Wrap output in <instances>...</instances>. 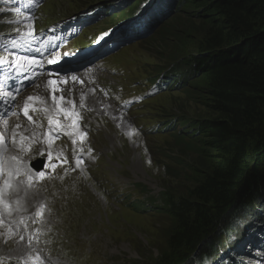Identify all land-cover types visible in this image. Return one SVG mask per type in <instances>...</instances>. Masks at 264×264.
I'll return each instance as SVG.
<instances>
[{
  "label": "rangeland",
  "instance_id": "1",
  "mask_svg": "<svg viewBox=\"0 0 264 264\" xmlns=\"http://www.w3.org/2000/svg\"><path fill=\"white\" fill-rule=\"evenodd\" d=\"M100 1L107 4L118 2L41 0L38 5L40 15L33 19L24 18V13L19 14L0 2V32L12 33L43 28L55 21L53 19L59 14L97 6ZM186 3L188 4L189 0H186ZM183 13L181 7L175 15L161 21L163 23L152 32H146V35L139 39L125 42L116 52L100 61V66L105 69H95L99 75L98 80L123 86V92L107 103L122 110L131 123L127 125L129 129L126 128L116 120L119 115L113 114L114 109L109 110V113L114 115L111 116L104 112V105H96L97 101L87 105L88 111L94 110L111 118L109 122L101 125L102 130L90 139L91 144L98 149L100 158L94 166H88V177L72 180L67 184L70 186L69 193L65 190L67 185L62 186V201L56 204L57 216L50 217V223L60 228L57 251L73 264H155L160 257L168 254V236L174 228L173 218L163 209L137 211L131 207L132 202L144 198H158L162 193L176 198L186 196L202 175L210 172L218 163L220 154L204 146L203 141H200L203 138L201 134L193 135L190 131L194 124L197 125L203 118L214 115L207 100L190 93L193 90L191 83L177 91L170 87L157 90L149 81L159 68L176 64L177 60L172 59L176 52L184 49L189 55L196 56L201 51L202 48L198 47V23L188 21V18L184 17L192 13L190 9ZM113 15L114 13L110 16L103 15L96 23L94 32L121 18L117 13L116 17L110 20ZM172 26L192 27L188 30L192 35L185 39L187 45L181 50L179 48L182 43L179 40L161 42V36L165 33H162L163 28ZM178 65L185 67L182 62ZM69 71L72 70L67 72ZM43 74L38 75L23 90L18 99L21 109L26 98L29 95L31 97V92L38 88ZM85 88L89 100L93 99L95 93L87 86ZM1 95L8 99L7 101L16 97L5 91H1ZM188 96L191 99H188ZM32 103L35 102H27L28 105ZM75 104L77 103L71 104L69 108H73ZM13 120L19 121L23 130L21 134L10 132L8 128L5 130L4 134L10 135L12 140L10 146L5 149V154L19 160L25 156L24 146L27 147L33 131L29 121L15 115H0V131L3 127L10 126V121ZM163 121L165 123H162ZM169 122L171 123L166 131H156L158 124ZM48 147L60 150L58 143H49ZM12 195L13 192L10 191L8 196ZM30 196L32 199L21 201L22 209L31 203L39 202L41 198L47 202L45 193L39 190H31ZM0 214L3 215L1 210ZM34 215V210L29 211L16 222L13 229L22 234L26 221ZM67 224L70 225L69 230L66 228ZM8 230L12 237L8 235L5 225L0 226V264H8L29 249L17 239L19 236L12 233L9 227ZM244 235H247L246 227L238 232L237 239L231 245L238 243ZM21 244V250H18ZM256 252L257 249L253 248L250 253L252 255Z\"/></svg>",
  "mask_w": 264,
  "mask_h": 264
},
{
  "label": "trees",
  "instance_id": "2",
  "mask_svg": "<svg viewBox=\"0 0 264 264\" xmlns=\"http://www.w3.org/2000/svg\"><path fill=\"white\" fill-rule=\"evenodd\" d=\"M181 7L198 23L202 49L196 56L183 49L192 27L163 28L161 42L179 40L183 49L172 57L170 79L177 91L191 83L190 93L207 100L214 115L190 131L220 156L186 196L162 193L134 208L163 209L173 218L168 254L155 264H197L244 226L252 234L264 229V0H172L166 18Z\"/></svg>",
  "mask_w": 264,
  "mask_h": 264
},
{
  "label": "bare ground",
  "instance_id": "3",
  "mask_svg": "<svg viewBox=\"0 0 264 264\" xmlns=\"http://www.w3.org/2000/svg\"><path fill=\"white\" fill-rule=\"evenodd\" d=\"M64 70L68 71V69H64ZM73 77H75L76 79H73ZM38 83H39L37 85L38 88L35 91L31 92L32 93L31 97L38 98V99L29 100L30 103L35 102L37 100L38 103H45V104L58 107V108L59 107L69 108L70 105L73 103H83L85 105H88L92 102L97 101L96 102L97 106L98 105L105 106V109H104L105 113H109V110L111 111L114 109L113 114L119 115L116 117V120L119 123L123 124L126 128H128L127 125L131 123L128 116L124 112H122V110L120 111V109L118 110V108L113 107L112 105L107 103L105 99L100 97L98 94L95 93L96 95L94 94L93 99L89 100L88 94H86L87 88H85V85L82 84L81 79L79 78L77 73L73 70L69 71L68 73L59 72V71H46ZM32 105H29V106L31 107ZM30 107H28V109ZM109 115L114 116L110 113ZM10 122L12 123L10 126H6V128L5 127L2 128V130L0 131L1 135L3 136L7 128L9 129L10 132H16L17 134L19 133L21 134L23 130L21 128V123H19V121L17 120H13ZM31 134H30V137H31ZM24 137L26 136L24 135ZM15 177L16 176H13L12 178L14 179ZM9 187L12 189L11 191L13 192L12 196H8L11 201H14L15 197L17 196L15 195V192H18L19 196L24 197L22 198V201L23 200L27 201V199L29 200L31 198L30 196L31 190L25 189L24 181L15 180L10 184ZM33 197L34 196L32 195V198ZM0 210L3 212V216L11 214L10 206L6 207L5 209L0 206ZM21 247H22V244L19 246L18 250H21Z\"/></svg>",
  "mask_w": 264,
  "mask_h": 264
},
{
  "label": "snow or ice",
  "instance_id": "4",
  "mask_svg": "<svg viewBox=\"0 0 264 264\" xmlns=\"http://www.w3.org/2000/svg\"><path fill=\"white\" fill-rule=\"evenodd\" d=\"M26 19H28V18H26ZM32 34V32L31 31H29L28 32V35H31ZM4 61L2 60V59H0V63H3ZM36 61L35 60H30L29 61V63H35ZM49 63H56V61L55 60H52V61H49ZM73 79H76L75 77H73ZM29 100H33V99H38V98H34V97H29L28 98ZM28 107H29V105H25V115L27 116L28 115ZM29 119H31V117H29ZM17 127H19V126H17ZM22 140L24 139L23 137L21 138ZM65 162H66V160H65ZM79 163H80V161L78 160L77 161V166L79 165ZM39 177L41 178V179H43V177H44V173L43 172H40L39 173ZM37 215H41V213L40 212H38L37 213ZM21 239H23V237H21ZM32 260H33V264H43V261L41 260V258L39 257V256H36V257H34V258H32Z\"/></svg>",
  "mask_w": 264,
  "mask_h": 264
},
{
  "label": "water",
  "instance_id": "5",
  "mask_svg": "<svg viewBox=\"0 0 264 264\" xmlns=\"http://www.w3.org/2000/svg\"><path fill=\"white\" fill-rule=\"evenodd\" d=\"M190 254H191V257H193V256H195L197 254V252L196 251H193Z\"/></svg>",
  "mask_w": 264,
  "mask_h": 264
}]
</instances>
